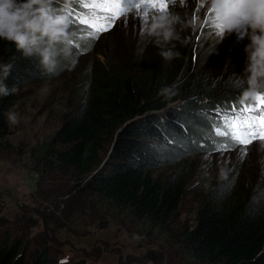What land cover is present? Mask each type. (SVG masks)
<instances>
[{
  "label": "trees",
  "instance_id": "16d2710c",
  "mask_svg": "<svg viewBox=\"0 0 264 264\" xmlns=\"http://www.w3.org/2000/svg\"><path fill=\"white\" fill-rule=\"evenodd\" d=\"M197 1L176 0L168 12L193 21ZM62 5L57 1V7ZM67 11L72 54L85 51L92 43L73 32L82 27L74 10ZM192 27H183L181 41L167 45L179 53L170 61L155 44L141 43L143 22L133 34L116 37L108 53L99 51L104 59L85 64L73 112L50 141L29 153L46 170L70 176L97 205L145 220L163 234L191 176L187 158L209 151L201 132L211 128V109L230 102L244 107L255 103L241 101L246 86L234 75L240 61L225 73H215L211 63L193 54L185 43ZM9 63L13 67L4 83L19 91L0 97V138L8 134L6 113L20 90L58 78L71 65L60 59L48 73L36 59L23 57L15 43L0 40V64ZM225 159L216 173L204 177V184L209 181L195 224L178 233V246L190 264H264V163L256 160L252 167L248 159ZM164 167H174L173 173L154 175ZM40 246L26 248L0 230V264H56Z\"/></svg>",
  "mask_w": 264,
  "mask_h": 264
},
{
  "label": "rangeland",
  "instance_id": "374dc122",
  "mask_svg": "<svg viewBox=\"0 0 264 264\" xmlns=\"http://www.w3.org/2000/svg\"><path fill=\"white\" fill-rule=\"evenodd\" d=\"M57 1L63 3V0ZM68 3L72 10L87 11L81 8V0H68ZM134 3L136 0H130L127 7ZM171 5L168 1V8ZM207 5L208 0L195 3L196 24L185 43L194 55L211 63L215 73H225L231 64L240 61L234 75L247 87L243 72L247 59L244 47L248 40L241 39L237 32L219 39L210 22L211 11ZM155 17H150L149 22ZM138 23L139 17L129 13L126 22L120 18L109 31L96 38L84 31H73L92 44L85 51L73 54L75 63H71L62 76L25 85L9 107L8 111L19 114L20 123L10 126L7 121L8 134L0 138V230L16 236L26 248L42 245L44 253L56 264L57 261L69 264H190L177 238L185 226L195 224L197 208L209 181L206 178L204 184V177L216 173L225 158L228 161L241 158L239 146L223 154L213 151L215 143L224 138L217 137L211 130H202L201 134L208 139L209 151L187 158L191 176L165 234L150 228L145 220L119 215L97 205L70 176L50 172L39 161L31 159L30 149L50 141L65 117L75 109L85 64L104 59L99 51L108 53L109 48L114 47L115 38L124 33L133 34ZM76 24L79 28L85 27ZM239 32L246 33L247 26H241ZM111 33L114 35L109 39L107 35ZM140 39L146 44L144 36ZM247 147L243 159L253 161L252 167L257 165L256 160L264 163V149L259 141ZM173 171L174 167H164L156 169L154 175L167 177Z\"/></svg>",
  "mask_w": 264,
  "mask_h": 264
},
{
  "label": "clouds",
  "instance_id": "9594fccd",
  "mask_svg": "<svg viewBox=\"0 0 264 264\" xmlns=\"http://www.w3.org/2000/svg\"><path fill=\"white\" fill-rule=\"evenodd\" d=\"M56 5L57 0H0V40L15 43L23 57L36 59L48 73L54 71L60 59L75 63L68 0H63L62 7ZM207 8L219 39L237 32L241 39L248 40L243 72L247 87L241 101L250 103L258 94L264 95V0H208ZM189 24L194 27L196 22L186 21L175 12L160 14L144 28L145 43L161 48L162 58L170 61L179 53L167 45L181 41V29ZM241 26H247L246 33L239 32ZM12 67L11 63L0 64V97L19 91L17 86L9 88L4 83ZM6 116L10 126L20 123L17 112L8 111Z\"/></svg>",
  "mask_w": 264,
  "mask_h": 264
},
{
  "label": "snow or ice",
  "instance_id": "6c2138e0",
  "mask_svg": "<svg viewBox=\"0 0 264 264\" xmlns=\"http://www.w3.org/2000/svg\"><path fill=\"white\" fill-rule=\"evenodd\" d=\"M80 6L87 11L78 14L76 21L85 26L82 31L96 38L109 31L120 18L126 22L129 13L139 17V23L143 22L146 27L150 17L167 13L168 0H136L130 7L123 6L121 0H81ZM217 119L222 123L216 125L215 135L224 140L217 141L213 151L223 154L239 146L243 159L247 155V146L254 141H259L264 149V95L258 94L254 104L217 113Z\"/></svg>",
  "mask_w": 264,
  "mask_h": 264
},
{
  "label": "bare ground",
  "instance_id": "6f19581e",
  "mask_svg": "<svg viewBox=\"0 0 264 264\" xmlns=\"http://www.w3.org/2000/svg\"><path fill=\"white\" fill-rule=\"evenodd\" d=\"M85 37V36H84Z\"/></svg>",
  "mask_w": 264,
  "mask_h": 264
}]
</instances>
